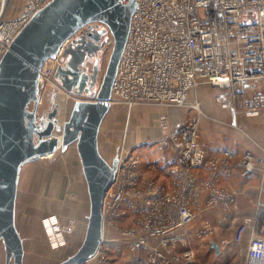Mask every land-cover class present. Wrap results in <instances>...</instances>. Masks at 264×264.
<instances>
[{
    "label": "built area",
    "instance_id": "obj_1",
    "mask_svg": "<svg viewBox=\"0 0 264 264\" xmlns=\"http://www.w3.org/2000/svg\"><path fill=\"white\" fill-rule=\"evenodd\" d=\"M50 1L28 0L14 11L13 0H0V62L16 35ZM130 1L122 0L124 4ZM130 25L113 82V104L129 109L138 105L188 106L199 111V101L191 102L189 94L209 86L216 89L215 101L222 107L243 111L252 118L264 116V0H137ZM92 26L96 30L106 27L100 22ZM88 29H81L75 37ZM102 40L104 59L114 45L109 29ZM61 54L62 50L47 59L40 71L41 106L45 91L52 88L64 91L66 98L74 101L86 98L68 93L54 77L56 68L65 63ZM160 129L162 135L153 144L163 153L171 151L176 158L163 170L171 188L151 181L140 187V154L136 147L123 142L116 156L115 180L103 201L105 226L115 225L131 214L134 221L128 233L135 264L172 263L175 255L170 248L183 239L170 235L195 219L201 168L212 174L211 180L204 183L214 190L210 202L232 204L235 202L231 194L215 186L219 167L224 166L231 174L229 166L237 161L246 175L254 172L257 163L249 151L236 154L225 150L208 157L206 145L199 140L197 118L173 127L170 115L162 113ZM250 220L247 218L237 227L236 242L243 240ZM41 223L52 249L67 245L73 222L63 224L52 214ZM261 231L250 239L243 264H264V226ZM211 232L212 225L206 223L200 234ZM107 243L104 236L98 253L82 264H92L98 258L99 264H111ZM194 257L189 249L184 254L188 263Z\"/></svg>",
    "mask_w": 264,
    "mask_h": 264
},
{
    "label": "water",
    "instance_id": "obj_2",
    "mask_svg": "<svg viewBox=\"0 0 264 264\" xmlns=\"http://www.w3.org/2000/svg\"><path fill=\"white\" fill-rule=\"evenodd\" d=\"M137 0H52L16 35L0 62V243L5 264H24L25 241L16 224V204L22 168L36 159L65 152L74 145L82 163L90 212L82 245L57 264H82L98 253L104 239L103 201L115 180L118 160L101 153V127L113 105V82L127 43ZM100 22L103 30H92ZM88 31L76 36L81 29ZM111 32L114 45L102 74V38ZM65 63L54 77L74 101L60 121L58 104L42 110L40 71L47 59ZM216 253L220 245L211 243Z\"/></svg>",
    "mask_w": 264,
    "mask_h": 264
},
{
    "label": "crops",
    "instance_id": "obj_3",
    "mask_svg": "<svg viewBox=\"0 0 264 264\" xmlns=\"http://www.w3.org/2000/svg\"><path fill=\"white\" fill-rule=\"evenodd\" d=\"M215 92V88L201 86L198 87V89L192 90L189 94L191 102L196 99L199 101L200 107H203L204 110L212 114L211 118L208 117V115L207 118L215 122L214 126L211 127H215L218 130L214 132H205V129L208 128L205 124V118L203 119V117H201L199 111L190 109L188 106L178 107L170 105L169 107H162L160 105H138L137 107L129 109L125 105L122 106L118 104L112 105L114 111H112L111 114H109V111L100 130L101 133H105L102 137L100 134V150L104 158L108 161L117 156L122 146L121 144H123L122 140L125 133L127 134L126 137L129 134L127 141H124L126 145L129 147L141 146L140 149L138 148L139 152L142 150L139 154L142 156L141 159L143 158L142 160L140 159V187H144L151 181L155 184L157 183L164 186L166 189L171 188V181L163 174L157 173L155 168L157 163L163 169L167 165H170V163H173L176 160L174 154L171 151L166 153L160 152L159 150L160 153L157 151L150 152V149L148 150V148L145 147H149V143H152L156 138L162 135V129H160V116L162 113L170 115L173 127L184 124V122L189 119L197 118L198 128H200L199 140L206 145L207 155L210 158H213L215 155H221L225 150H231L236 154H243L245 151H249L256 156L257 163L254 172L246 175L242 174V168L238 165L237 161L232 162L229 166L231 174L226 172L224 166L219 167V178L215 186L231 194L235 202L232 204H227L223 201L212 204L210 198L214 196V190L204 185L205 182L211 180L212 174L206 168H201V170L198 171L201 187H199L200 189L196 195L197 205L195 219L187 226L176 229L171 233V237L178 236L183 239L170 248L173 249L172 254L175 255L171 264H209L208 260L215 261L218 264H225L227 262H231L232 264H243L247 258L250 239L254 235H260L262 232L261 229L264 226V215H261L264 211V192H261V185L264 184V116L259 115V117L252 118L247 116L243 111H236L231 107H219L220 104L216 101L213 103L211 99L212 96L214 97ZM52 95V93H48V96H44V104L42 105L43 111L53 106L54 102ZM60 102H62V97ZM64 110L62 111V116H59L60 118L63 117L62 121L65 119ZM147 110L153 111L152 118L155 120L154 124H152L151 121L148 123L145 121L144 123V120H141L140 117L147 116L149 113ZM234 134H236L238 140L233 138ZM55 155L59 157L57 158V162L64 159H66V161L64 169L60 172L61 175H59V172H52V177L55 180L54 182L60 181L61 178L64 179L69 177L70 180L74 178V184H72L71 181L70 188H68L69 191L71 190V192H73L72 188H74L75 193H73V195L76 197L75 202L77 204L80 203V201H84L85 204L87 203L89 206V193L87 191L86 179L83 175L82 163L79 159L76 147L71 145L65 152L58 150L50 156L39 159H50V157ZM71 158L76 162L75 165L71 162ZM23 168L20 173L19 195ZM27 184V186L23 187L24 190L21 198L18 195L16 204V224L18 222V216H22V231H24V233H20L21 237L24 238L25 242L30 238L29 240L33 243V246H35V238H33L32 235L31 225L28 223V217L34 216L35 214L31 208L34 204L30 198L29 183ZM20 203L22 204L23 210L19 209ZM79 209L80 208H78V211ZM89 212L90 206L89 210L82 214L81 217L80 214L74 217H64L60 213L59 215L58 213L52 212V214L57 215L60 222L63 224H67V222L74 223V230L68 235L67 246L65 248L52 249L53 253L59 254V252H63V250L68 247L72 237L73 239L79 238V247L82 245L85 238L84 235L88 223L87 218ZM48 215L46 214L41 217L40 223L42 219ZM129 217L130 219L132 218L131 214L119 219L118 225L120 226V231L114 235L113 239L111 238V227H113V225L105 226L104 236L108 242L106 246L111 245L113 247V245L118 244L120 250L126 248L127 241L131 238L128 233L130 227L128 225L125 226L124 223L129 220ZM247 218H251V220L245 230L246 232L243 240L241 242H236V229L240 224L244 223ZM206 223L212 225V232L211 234L201 235L200 231ZM41 224L42 234L46 240L47 247L51 248L48 238H46L43 223ZM17 227L19 230L20 226L18 224ZM115 228L117 227L115 226ZM213 242L220 245V253L217 254L216 250L211 248V243ZM154 243L156 242L154 241ZM188 249L192 250L195 254L194 260L189 263L184 259V254ZM121 253L122 254L119 256L120 259L119 257L112 258L111 253H109V262L111 264H135V255L132 251H128L125 254L123 252ZM55 257H58V260H55L53 264H57V261L60 262V260H65V256ZM26 258L27 253L25 261ZM100 261L99 258L95 259L92 264H99Z\"/></svg>",
    "mask_w": 264,
    "mask_h": 264
},
{
    "label": "rangeland",
    "instance_id": "obj_4",
    "mask_svg": "<svg viewBox=\"0 0 264 264\" xmlns=\"http://www.w3.org/2000/svg\"><path fill=\"white\" fill-rule=\"evenodd\" d=\"M28 0H13V10H19L20 8L23 7V5L27 2ZM11 8H12V3H11ZM112 51V50H111ZM111 53V52H110ZM110 53L107 54V56L103 59L102 62V74L101 76H103V74L106 71V67L110 58ZM55 92V93H54ZM49 94H58L59 96L65 95L66 93L64 91L58 92V90L52 88V89H48L47 91H45L44 95L48 96ZM211 99L213 100V103H215L214 101V97L212 96ZM192 100V99H191ZM74 100L69 97L66 98V109L64 110L65 114L64 117L65 119L68 118V114L70 109L72 108L74 102ZM194 101V100H192ZM195 101H197L195 99ZM117 106V105H115ZM221 105H219L220 107ZM146 110V109H145ZM114 111V108L112 107V109L110 110V113ZM120 111V110H119ZM149 113L147 114V116H142L140 117L141 120L147 121V123L149 121L152 122V124H154L155 120L154 118H152L153 116V111L151 110H147ZM215 111V110H214ZM127 113V112H126ZM199 113H201V117H203V119L205 118L206 121V126L208 127L207 129H205V132L208 131H212L214 132L215 130H218L217 128H212L211 126H214L215 122H213L212 120L210 121L208 117L211 118V113L209 111L204 110L203 107H200L199 109ZM128 116V115H127ZM105 135V133H101V137L102 135ZM126 133L124 134L123 137V142L128 139V136L126 137ZM233 138L237 139L236 134L233 135ZM236 140V141H237ZM122 143V142H121ZM149 147L145 146L146 148H148V150L150 149V152H159L160 150L156 148L155 144L149 143L148 145ZM136 147V149L138 150V148L140 149L141 146H133ZM159 150V151H158ZM139 152V150H138ZM142 150L139 152L141 153ZM161 152V151H160ZM159 152V153H160ZM115 153V150H114ZM141 155H140V159H141ZM57 157L56 155L53 157H50V159H37L34 162H29V164H26L23 168V173H22V180H21V185H20V198L23 194V187L27 186L29 183V187H30V198L32 199V203L34 204L32 208V211L35 213L34 216L28 217V223L29 225H31V231H32V235L33 238H35V246H33V243L29 240L30 238H28V240H26V253H27V258L25 261V264H53L55 263V260H58V257L55 256H65V259L69 256L75 253V251L79 248L80 245V239L79 238H71V241L69 242V245L66 249L63 250V252H59V254L57 253H53L52 252V248L47 247L46 244V240L42 234V224L40 223L41 217H43L44 215H48V214H52V212L55 213H60L62 216L67 217V216H76L77 214H80V217L82 216V214H84L87 210H89V206L88 204L84 201H80V203H76V197L75 195H73L74 192V188H72L73 192H71V190L69 191L68 188H70L71 185V181L72 184H74V178H72V180L69 179V177L66 178H61L60 181L58 182H54L55 180L53 179V175L52 172H59V175H61V170L64 169L65 167V161L61 160L57 162ZM73 162V165L76 164V162L74 161L73 158H71ZM143 159V158H142ZM141 159V160H142ZM157 173L160 174H164V169L160 167V165L157 163L156 164V168H155ZM74 175V174H71ZM84 203V204H83ZM78 208L79 211H78ZM19 209L23 210L22 208V204L20 203L19 205ZM22 212V211H21ZM59 214V215H60ZM66 215V216H65ZM21 216V215H20ZM18 222L17 224L20 226L19 228V232L22 234L24 233L23 230V224H22V216L19 217L18 216ZM133 218L124 223L125 226H129L130 228L133 227ZM119 221H117V223L115 225H113V227H111V238H114V235L116 233H118V231H120V226L118 225ZM115 226L117 228H115ZM22 231V232H21ZM114 233V234H113ZM131 238V237H130ZM111 239V240H112ZM68 244V243H67ZM110 244V243H109ZM67 246V245H66ZM64 246V248L66 247ZM49 248V249H48ZM54 249V248H53ZM107 253H111V257L112 258H116L119 257L123 252L124 254L130 250V240L127 241V246L126 248H124L123 250H120V247L117 245H113V247L111 245H108L107 248ZM5 259H6V254L4 252V248L2 243H0V264H5ZM120 259V257H119ZM118 259V261H119ZM62 260H60L61 262ZM59 263V261H57ZM209 264H218L215 261H211L208 260ZM132 264V263H129ZM225 264H232L231 262H227Z\"/></svg>",
    "mask_w": 264,
    "mask_h": 264
},
{
    "label": "bare ground",
    "instance_id": "obj_5",
    "mask_svg": "<svg viewBox=\"0 0 264 264\" xmlns=\"http://www.w3.org/2000/svg\"><path fill=\"white\" fill-rule=\"evenodd\" d=\"M41 101V100H40ZM58 104V117L59 116H62V111L64 110V109H66V105H67V102H66V96L65 95H63V97H62V102H58L57 103ZM41 105V104H40ZM66 112V111H65ZM63 119V117H61L60 118V121Z\"/></svg>",
    "mask_w": 264,
    "mask_h": 264
},
{
    "label": "flooded vegetation",
    "instance_id": "obj_6",
    "mask_svg": "<svg viewBox=\"0 0 264 264\" xmlns=\"http://www.w3.org/2000/svg\"><path fill=\"white\" fill-rule=\"evenodd\" d=\"M95 28H96V26H92L91 27L92 30H96ZM80 35H83V34H80ZM101 56H102V54H101ZM102 59H103V56H102ZM54 97L56 98V101L55 102L58 103L61 100V97L62 96H59L58 94H54Z\"/></svg>",
    "mask_w": 264,
    "mask_h": 264
},
{
    "label": "trees",
    "instance_id": "obj_7",
    "mask_svg": "<svg viewBox=\"0 0 264 264\" xmlns=\"http://www.w3.org/2000/svg\"><path fill=\"white\" fill-rule=\"evenodd\" d=\"M261 215H264V211L262 212V214Z\"/></svg>",
    "mask_w": 264,
    "mask_h": 264
}]
</instances>
